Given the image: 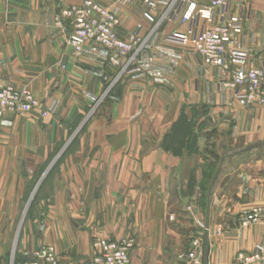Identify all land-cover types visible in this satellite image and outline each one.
I'll return each mask as SVG.
<instances>
[{"label":"crops","instance_id":"crops-1","mask_svg":"<svg viewBox=\"0 0 264 264\" xmlns=\"http://www.w3.org/2000/svg\"><path fill=\"white\" fill-rule=\"evenodd\" d=\"M93 1L118 16L119 39L140 32L146 41L132 65L140 72L119 77L128 60L115 67L94 43L75 57L71 22L58 24L61 0H0V90L27 89L41 104L0 122V261L51 246L61 264H90L94 240L131 239L130 264H195L196 241L201 264H238L264 240V217L241 223L264 207V107L219 83L264 70V0L232 1L243 27L216 69L168 40L188 24L162 21L138 2ZM73 136L57 173L40 184V167Z\"/></svg>","mask_w":264,"mask_h":264},{"label":"built area","instance_id":"built-area-1","mask_svg":"<svg viewBox=\"0 0 264 264\" xmlns=\"http://www.w3.org/2000/svg\"><path fill=\"white\" fill-rule=\"evenodd\" d=\"M123 6L134 2L140 3L148 12L160 13L162 21H180L188 24L187 33L175 32L168 36V40L181 46H190L196 57L206 66L213 69L225 66L227 46L232 36L239 33L243 27L242 19L233 15L231 4L233 0H208L210 8L203 9L196 2L186 0H120ZM186 2V3H185ZM61 0L59 6L58 24L71 22L73 34L68 40L75 57L83 55L84 48L94 43L109 51V62L115 67H121V60L127 59L125 67L119 77L140 72V68H133L137 55L145 47L140 32L133 34L127 41L117 36V28L121 21L117 15L93 1L86 0L80 5L65 6ZM185 5V7H184ZM149 17V15H147ZM219 23L208 27L202 20ZM220 90H231L237 99L250 105L264 107V70L252 68L244 76L235 75L228 81L219 83ZM41 107L35 95L27 90H17L13 86H5L0 90V122L6 114H27ZM57 111V104L44 109L43 116H49ZM264 217V207H257L244 216L241 223L245 227H252L261 223ZM94 257L90 264H130L131 253L135 242L131 239L110 241L96 239L92 244ZM200 242L193 244L190 259L195 264H201L198 251L202 250ZM238 264H264V240L252 252H240L237 255ZM0 264H61L55 249L43 246L33 253L31 259L23 262L12 260L10 263L0 261Z\"/></svg>","mask_w":264,"mask_h":264},{"label":"rangeland","instance_id":"rangeland-1","mask_svg":"<svg viewBox=\"0 0 264 264\" xmlns=\"http://www.w3.org/2000/svg\"><path fill=\"white\" fill-rule=\"evenodd\" d=\"M106 97V96H105ZM105 97H103L101 100L103 101L104 100V98ZM102 101L101 102H99V104L100 103H102ZM99 104H97L94 108H93V112H95L96 110H97V107H98V105ZM185 132H188V130H186L185 129ZM76 135V134H75ZM74 135V136H75ZM74 136H73V138L71 139V144H70V146L68 145L69 143H70V141L66 144V145H64L63 146V148L62 149H60L59 151H58V153L53 157V160L51 161V165H49V166H44V167H40V176H39V178H40V180L41 179H43V177L46 175V173H47V171L50 169V167L54 164V166H53V168L51 169V171L48 173V175L45 177V180L48 178V176L50 175V177L53 175V174H55V173H57L56 171H57V168H58V166H59V163H60V161H61V159L69 152V150L71 149V147H72V145L77 141V139H78V136L76 137V138H74ZM68 145V146H67ZM58 157H60V159L58 158ZM43 185H44V182H43ZM37 197L38 196H35L34 197V199H33V201L30 203V201H31V198L30 199H27V203H30V204H27V205H32L33 203H34V201L37 199ZM23 217H24V213L21 215V220H20V224L23 222ZM203 247V246H202Z\"/></svg>","mask_w":264,"mask_h":264},{"label":"water","instance_id":"water-1","mask_svg":"<svg viewBox=\"0 0 264 264\" xmlns=\"http://www.w3.org/2000/svg\"><path fill=\"white\" fill-rule=\"evenodd\" d=\"M53 166H54V164H53V165L50 167V169L47 171L46 175L43 177V179L41 180L40 184L42 183V181L44 180V178L48 175V173L51 171V169L53 168ZM33 199H34V195H33V197L31 198L30 203L33 201ZM30 203H29V204H30ZM29 206H30V205H29ZM26 215H27V213L24 214L23 221H24ZM208 248H209V245H207V247H206V249H205L206 252L208 251ZM204 264H208V260H207V259H205Z\"/></svg>","mask_w":264,"mask_h":264},{"label":"trees","instance_id":"trees-1","mask_svg":"<svg viewBox=\"0 0 264 264\" xmlns=\"http://www.w3.org/2000/svg\"><path fill=\"white\" fill-rule=\"evenodd\" d=\"M48 178H50V175L48 176ZM48 178L46 180H48Z\"/></svg>","mask_w":264,"mask_h":264}]
</instances>
